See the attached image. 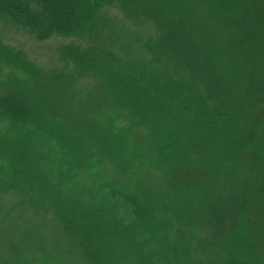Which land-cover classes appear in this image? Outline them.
I'll return each instance as SVG.
<instances>
[{"label": "rangeland", "instance_id": "obj_1", "mask_svg": "<svg viewBox=\"0 0 264 264\" xmlns=\"http://www.w3.org/2000/svg\"><path fill=\"white\" fill-rule=\"evenodd\" d=\"M256 1L263 13L264 0H251L246 7L250 10ZM206 2L106 0L96 11L97 30L90 43L86 38L61 36L39 42L28 29L0 15L3 46L24 55L45 76L60 72L74 77L73 103L63 102L68 108L65 117H70L67 123H48L54 138L36 136L32 154L22 159L30 178L22 180L23 175L13 172L5 150L0 155V264H96L98 255L106 260L103 264H264V206L257 205L259 198L264 203V144L255 154L228 133L239 129L233 131L242 118L237 108L242 88L234 82L235 68L231 72L228 50L233 46L227 43L223 27L208 16ZM233 15L239 16L237 7ZM91 45L108 53L113 73L145 70L159 86L187 90L185 99L193 91V103L187 107L186 102H173L163 110L164 101L155 94L154 100L143 101L146 111L139 122L124 103L126 98H139L138 93L128 92L138 83L125 84L119 92L98 100L100 75L77 74L74 65L62 58L65 47L85 50ZM16 81L33 87L24 73L0 63V87ZM256 98L261 102H255V108L264 109V99ZM223 106L226 115L219 112ZM215 109L217 139L202 134L204 142L190 138L177 151L171 147L169 154L160 153L158 147L167 134L178 137L174 145L181 144L183 121L198 122ZM76 120L80 121L77 127ZM65 125L72 129L64 130ZM22 135H26L22 128L0 120V136L6 141ZM103 142L109 148L102 149ZM237 152L242 159L234 157ZM219 167L228 170L226 178L219 176ZM250 167L255 169L254 186L260 196L252 198L256 207L243 219L240 236L231 233L229 243L222 232L231 225L237 230L232 216L243 204ZM58 194L94 216L74 210L56 213ZM121 197L138 201L128 204ZM142 211H156V218L140 224ZM67 212L70 216L65 218ZM99 225L113 230L100 237L104 251L89 253L84 239L96 238Z\"/></svg>", "mask_w": 264, "mask_h": 264}, {"label": "trees", "instance_id": "obj_2", "mask_svg": "<svg viewBox=\"0 0 264 264\" xmlns=\"http://www.w3.org/2000/svg\"><path fill=\"white\" fill-rule=\"evenodd\" d=\"M246 2L249 3L251 0H207L205 6L207 5L209 7V10L207 9L208 16L211 17L216 25L223 27L221 31L226 33L228 37L227 43L233 46L228 50L232 60L231 72L233 73V69L235 68L234 82L237 83V86L239 83L242 88L239 98L241 106L237 107L238 112L242 114V118L238 119V123L233 131L238 127L239 129L235 134L231 131H228V133L235 135L240 143L244 141L246 144L244 148L246 147L248 151L256 154L258 149H262L260 143L264 144V109H262L263 107L258 110L255 108V106H258L257 104L255 105V102L260 101L256 97L264 99V12H261L262 8L260 7L259 1H256L255 5L251 7L250 10L246 7ZM103 3H106V0H0V15L28 29L39 42H45L52 37L61 36L72 40L86 38L90 43V40L95 38L94 35L97 30L95 18L96 11ZM235 7L238 8L239 16L233 15V8ZM239 30L241 32H239ZM62 53L63 61L72 63L77 74L84 76L100 75V87L96 89V92L94 91L96 95H98V100L105 95L119 92L125 84L138 83L137 85L135 84L136 86L134 88H130L128 92L130 95L131 93H138L139 98H126L124 102L134 111L138 120L140 116L144 114V111H146V109L143 108L145 107V100H154L155 94L158 96V100L164 101L162 103L163 107L160 105L163 110L170 109V104L173 102H186L188 107L194 101L195 94L193 91H189V96H193L185 99V97L188 96L187 90L183 91L180 87H171V89H168L164 86H159L147 75L145 70L133 68L125 73H120L117 70L115 71L118 73H113L114 70L112 69H114V66H112V69H109L112 65L111 57L108 53L103 52L100 48H96L93 45L85 50H80L79 47H65ZM0 63H3L9 68L21 71L33 83V87H28L27 83L23 84L22 82L16 81L11 82L7 87H0V120H6L10 124H13V126L20 127L26 132V135L19 136L16 141L11 142L6 141L5 138L0 136V155H3L2 151L5 150L4 154L7 157V161H9L10 165L14 168L13 172L15 171L14 173L23 175L20 179L27 180L26 177L30 178V172L23 169V160L28 154H32L33 151L31 147L35 144L36 136H41L45 140L52 139L53 136L49 132L48 123L52 120H61L60 122L67 123L66 119L70 118L65 117L68 116L66 114L68 113V108L63 102L65 103V101L68 100L73 103V101L70 100L72 98L70 97V92L73 85L72 79L74 77L60 72L54 74L49 73L45 76L41 71L27 62L24 59V55L17 56L15 51L3 46L1 42ZM258 72H261V76L258 75ZM41 74L44 77H41ZM216 83H219V79L215 81V84ZM209 85L210 83L208 86ZM90 98H92V96H90ZM80 108L81 110H79V112L84 114L85 110L83 112V108ZM215 111L216 112H209L211 113L209 116L213 118L206 116V118L200 119L198 122L183 121L182 127L180 128L183 130L181 144L177 143V146L174 145L178 137H168L167 134L161 139V145L158 147L159 149H157L161 154L162 152L169 154L167 149L169 150V148L172 147V150L177 151L185 144L184 142L186 140L189 141L190 138L193 140L196 137V140H199V142H204V140H200L202 134H206V136L207 134H211L217 139L215 132H219V119L214 115L218 113V110L215 109ZM57 112L64 115L62 119L55 117L56 115L54 116V113ZM219 112L225 113L224 106L223 111ZM148 113L151 114L149 111ZM77 122L80 121L76 120L73 123L76 127ZM139 122L141 121L139 120ZM67 129L72 128L65 125L64 130ZM224 134H227V132L223 133V135ZM82 135L93 145L97 144V146H100L101 143H96L95 139L92 137L87 136V134ZM168 144L170 145L166 146ZM106 145L107 143L103 142L102 149H105ZM107 146L109 148V145ZM27 147H30V150L27 149ZM206 148V146H203L202 149ZM242 151H244V149ZM241 154L237 152L234 157L238 160L242 159L243 157L240 158ZM109 155L112 154L109 153ZM205 157H207V154ZM235 162L237 161H234L232 164ZM235 167L236 165H234V168ZM250 168L251 169L248 168L247 170L248 178H246L247 185H244L246 188L245 193H242V200L240 201V204H243L232 216V221L238 222L239 228L238 224L236 225L237 230L236 227H232L231 225V227H228V229L222 232L224 233V238L226 237L225 239H229V243L233 238L231 237V233H236L232 234L236 235L235 237L240 236L243 219L248 217L256 207L257 202H252V198L255 199L260 196L254 186V182L257 184L255 169L254 167ZM218 171L219 176L225 175L224 177H227V169L222 170V168L219 167ZM235 171H237V169ZM14 178L16 177L14 176ZM227 181L232 180L228 178ZM118 193L121 196L124 194L123 192ZM126 198L128 204L133 203L132 200L138 201L137 197L136 199L121 197L124 201H126ZM261 198L264 199V195L261 196ZM57 199L59 202L56 201L58 202L56 205L62 208H56L55 212L57 210H68V212L74 210L77 214L82 216H94V213L91 211L86 212L84 206L70 204V200L64 196L59 195ZM259 200L260 203L257 205L261 204L262 206L260 205L258 207H263L264 203L261 202L260 198ZM68 212L65 213V218L70 216ZM154 213H156V211H142L141 216L138 214V217L140 216L139 219L137 218L138 220H135L140 224L148 222L149 219L152 220L156 218ZM80 219H84V217ZM79 223L82 222L80 221ZM99 227V235L96 238L87 237L84 239V242L90 247L89 253H98L97 251H101V248L102 251H104L105 245L100 237H103L104 233H108L107 231L112 229V227H108L106 231L102 228L105 227L104 225H99ZM232 230L234 231L232 232ZM102 254L103 252L101 255ZM100 257L98 255V257H96L97 259L94 260L96 264H103L106 262V260H102Z\"/></svg>", "mask_w": 264, "mask_h": 264}]
</instances>
